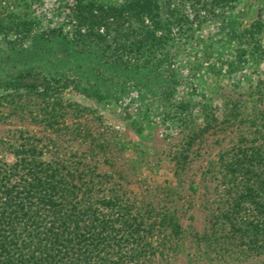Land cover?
I'll return each mask as SVG.
<instances>
[{
	"label": "rangeland",
	"instance_id": "rangeland-1",
	"mask_svg": "<svg viewBox=\"0 0 264 264\" xmlns=\"http://www.w3.org/2000/svg\"><path fill=\"white\" fill-rule=\"evenodd\" d=\"M77 1L0 0V166L35 150L112 222L78 264H264L227 176L264 145V0H156L168 49L143 73L80 39Z\"/></svg>",
	"mask_w": 264,
	"mask_h": 264
},
{
	"label": "trees",
	"instance_id": "trees-1",
	"mask_svg": "<svg viewBox=\"0 0 264 264\" xmlns=\"http://www.w3.org/2000/svg\"><path fill=\"white\" fill-rule=\"evenodd\" d=\"M231 1L211 0L210 8L224 9ZM82 2L72 7L69 20L77 21L80 39L98 42L112 37L116 60L126 64L131 59L128 66L136 73L155 70L165 62L166 27L161 20L162 5L156 0H126L120 7L107 8ZM262 144L252 152L234 155L227 170L231 188L240 193L238 208L246 214L232 224L251 230L246 236L259 247H264ZM29 150L15 164L0 166V264H78L83 247L110 243L107 232L112 222L77 197V187L59 165Z\"/></svg>",
	"mask_w": 264,
	"mask_h": 264
}]
</instances>
